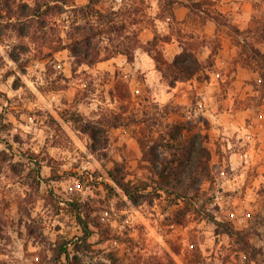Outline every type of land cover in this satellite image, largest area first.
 <instances>
[{
	"label": "rangeland",
	"instance_id": "374dc122",
	"mask_svg": "<svg viewBox=\"0 0 264 264\" xmlns=\"http://www.w3.org/2000/svg\"><path fill=\"white\" fill-rule=\"evenodd\" d=\"M134 2L131 28H141L142 46L132 60L116 54L93 66L20 35L24 20L0 8V264H66L63 242L72 253L80 246L81 264H264V86L246 47L264 52V0ZM52 17L58 34L48 30L49 38H65L68 17ZM156 34L165 59L191 46L203 69L168 86L146 51ZM224 43L232 51L219 66ZM113 116L123 124L112 126ZM89 121L106 129L96 151ZM179 121L207 135L204 194L195 204H171L165 194L132 203L109 171L124 166L128 179L145 177L137 137L155 139ZM195 208L241 234L230 237ZM78 211L92 229L87 244L76 245Z\"/></svg>",
	"mask_w": 264,
	"mask_h": 264
},
{
	"label": "trees",
	"instance_id": "16d2710c",
	"mask_svg": "<svg viewBox=\"0 0 264 264\" xmlns=\"http://www.w3.org/2000/svg\"><path fill=\"white\" fill-rule=\"evenodd\" d=\"M164 1L168 5L172 2V0ZM134 3V0H124L118 6L111 4L105 7L102 0H87L84 4H77L75 0H34L33 3L0 0V8L17 15V20H24L19 21L21 23L16 27L20 35L42 38L46 43L50 40V47L54 50L68 49L76 64L93 66L116 54H124L128 60H132L135 49L142 46L139 38L141 28H131L137 23L131 16L139 10ZM194 5L195 3H190L188 7L195 8ZM61 14L68 17L69 29L65 32V38L58 35L57 39H50L48 30L54 36L58 34V23L55 19L57 17L52 16ZM170 14L174 15L172 10ZM214 20L217 21L216 18ZM158 39L159 35H154L153 39L147 42L146 51L154 59L156 69L168 86L174 87L178 81L190 80L203 69V61L199 59L196 48L182 45L181 50L171 61H168L158 47ZM51 42H57V45H51ZM246 47L249 58L255 62L254 67L257 68L260 83L264 86V52L247 43ZM216 51L215 46L211 49L210 55L216 54ZM12 58L16 60L17 56ZM164 108L168 109V105H164ZM112 118V126L123 124V119L119 116ZM133 120L138 121V119ZM144 120L146 119H140L139 122ZM96 123L100 122L97 120ZM96 123L89 121L84 126V130L91 137L93 151L101 148V135L106 132V129ZM189 124L187 121L167 123V131L160 137L155 139L146 136L137 137L142 150V160L147 162L145 177L128 179L124 166L115 165L109 171L111 180L132 203L151 202L154 198L165 194L171 204H178L179 201L195 204L204 194L202 185L212 172L210 150L206 144L207 135L202 131L191 133L192 128ZM194 210L203 213L205 218L217 227L221 226L230 237L241 234V231L236 230L232 224L217 220L209 211L201 208ZM76 217L83 232L78 237L76 245L80 240L87 244L92 229L83 219L81 211H78ZM239 241L244 247H249V243L244 241V238L241 237ZM78 247L80 248L79 245ZM78 247L72 253L68 242H63L59 246V257L63 256L66 264H81ZM109 259L112 260L111 257ZM94 264L106 263L97 261Z\"/></svg>",
	"mask_w": 264,
	"mask_h": 264
},
{
	"label": "crops",
	"instance_id": "0c3cea01",
	"mask_svg": "<svg viewBox=\"0 0 264 264\" xmlns=\"http://www.w3.org/2000/svg\"><path fill=\"white\" fill-rule=\"evenodd\" d=\"M180 48H182V46H180ZM180 48H177V53L179 52L178 50H181ZM218 50H219V58L217 59V62H218V65L219 66H224L225 64H227V59H226V55H228L229 54V52H231L232 50H231V48H229V45L228 44H223L222 46H221V48H218ZM176 52L173 54V55H175L176 54ZM174 57V56H173ZM173 59V58H172ZM172 59H170V60H172ZM200 59V58H199ZM105 60H107V59H105ZM103 61V60H102ZM219 74V73H218Z\"/></svg>",
	"mask_w": 264,
	"mask_h": 264
}]
</instances>
